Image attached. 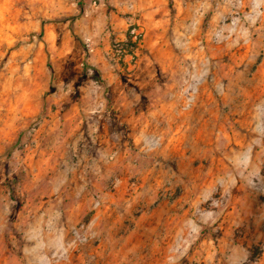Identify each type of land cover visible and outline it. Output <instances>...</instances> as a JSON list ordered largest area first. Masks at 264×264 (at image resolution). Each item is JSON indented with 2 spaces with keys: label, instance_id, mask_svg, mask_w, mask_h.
<instances>
[{
  "label": "rangeland",
  "instance_id": "rangeland-1",
  "mask_svg": "<svg viewBox=\"0 0 264 264\" xmlns=\"http://www.w3.org/2000/svg\"><path fill=\"white\" fill-rule=\"evenodd\" d=\"M0 264H264V0H0Z\"/></svg>",
  "mask_w": 264,
  "mask_h": 264
},
{
  "label": "trees",
  "instance_id": "trees-1",
  "mask_svg": "<svg viewBox=\"0 0 264 264\" xmlns=\"http://www.w3.org/2000/svg\"><path fill=\"white\" fill-rule=\"evenodd\" d=\"M134 30L135 27H131L127 33V39L123 42H117L116 40H113V46L115 49L118 50H124L125 53L129 54H135L136 49L138 48V45L141 40V35H137V38L134 39Z\"/></svg>",
  "mask_w": 264,
  "mask_h": 264
},
{
  "label": "built area",
  "instance_id": "built-area-1",
  "mask_svg": "<svg viewBox=\"0 0 264 264\" xmlns=\"http://www.w3.org/2000/svg\"><path fill=\"white\" fill-rule=\"evenodd\" d=\"M134 34H135L134 39H136L138 34H136L135 31H134Z\"/></svg>",
  "mask_w": 264,
  "mask_h": 264
}]
</instances>
